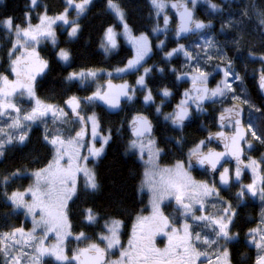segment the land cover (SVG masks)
<instances>
[{"label":"snow or ice","instance_id":"obj_1","mask_svg":"<svg viewBox=\"0 0 264 264\" xmlns=\"http://www.w3.org/2000/svg\"><path fill=\"white\" fill-rule=\"evenodd\" d=\"M201 2L210 14L225 11L213 0H148L154 24L150 31L137 35L125 0H99L102 13L114 21H106L102 27L99 48L109 56L120 48L119 38L123 37L132 46V55L123 67L113 71H68L61 78L65 95L76 84L89 91L102 73L109 79L97 84L89 95H67L61 103L54 102L55 88L52 95L41 97L38 92L55 66L65 71L73 66V53L60 47V37L66 35V42L78 39L97 0H62L60 10L55 12L45 0H28L19 22L12 15L0 18V32L7 40L0 57V162L7 159L10 150L32 144L36 125V147L26 158L29 164L43 165L31 171L23 164L0 171V207L8 209L0 215L7 221L22 214L30 217L32 224L26 229L6 223L0 230L3 264H44L45 257L51 258V264H233V252L240 248L248 249L240 254L242 261L264 264V4L241 0L238 14H230L215 33L211 19L196 16ZM225 2L230 4L232 0ZM171 9L176 10L175 17L167 14ZM176 17L178 23L172 27L170 20ZM34 19L38 22L33 23ZM219 34L224 35L223 41L217 38ZM170 43L175 46L169 48ZM47 44L51 45L53 61L40 54L41 45ZM181 55L185 62L177 67L175 61ZM154 56L159 60L149 64ZM257 61L261 67L258 94L253 97L243 87L244 77L238 68L246 70L247 62ZM114 74L135 79L116 85L111 79ZM169 77L171 86L166 82ZM178 82L190 83V87L182 93L175 91ZM177 95L179 100L171 105ZM136 102L143 110L126 116L115 133L126 136L124 155L136 157L145 166L140 191L147 187L151 193V214L136 216L125 249L120 239L124 221L102 215L95 206L84 208L85 226L100 225L102 219L104 223L92 236L84 231L76 234L74 239L86 242V247L77 248L69 256L66 241L73 236L69 202L101 192L97 172L88 167V162L90 157H102L114 136L112 128L101 135V119L91 106L102 104L108 111L119 112ZM216 105L212 126L217 130L211 131L201 122L207 135L192 142L185 152L188 141L183 130ZM169 106L171 111H164ZM157 117H162L165 129L177 135L158 139L153 122ZM87 135L91 142L86 141ZM216 140L224 142V151L209 147ZM172 148L181 158L160 168L158 161ZM40 149L46 152L43 158ZM82 149L87 155H82ZM197 167L210 179H194L192 172ZM247 172H251V179L245 183ZM81 174L82 187L78 180ZM27 179L32 180L27 187H14L18 180ZM113 197V203L119 206L118 191ZM167 198L175 201V216L164 213L162 204ZM252 200L260 203L258 218L245 221L241 210ZM250 224L255 226H247ZM49 233L55 234L54 244L47 243ZM161 234L168 241L163 249L154 245V237ZM113 249H119V255L109 259Z\"/></svg>","mask_w":264,"mask_h":264},{"label":"trees","instance_id":"obj_2","mask_svg":"<svg viewBox=\"0 0 264 264\" xmlns=\"http://www.w3.org/2000/svg\"><path fill=\"white\" fill-rule=\"evenodd\" d=\"M129 6L131 25L134 29L138 30L135 33L141 31H148L154 24V19L149 16L150 5L148 0H125ZM215 3H220L224 7L225 11L223 13H211L208 10L207 5L204 3H199L196 9V16L199 19H211L213 21V32L219 33L220 24L225 21L230 14H238L241 7V0H232V2L226 3L225 0H213ZM52 12L58 11L61 8L62 0H45ZM258 3L264 4V0H258ZM28 0H0V18L12 15L17 17V22L23 18L24 12L27 10L26 5ZM39 11V10H38ZM51 14V13H50ZM37 20H33V23ZM107 22L110 21L109 18L102 13L99 0H97V6L92 8L89 12L87 19L84 21L83 32L80 34L79 38L72 41L66 42V35L61 36L60 47H65L71 49L74 57L73 66L68 68L66 71L63 70L62 66H55L56 70L49 73L44 87L39 90L38 94L41 97L45 95H52L51 89L55 88L56 99L54 102L61 103L62 99H66L67 95H78L86 96L92 90V86L89 87V91H85L81 88L79 84L71 87V90L67 94L61 92V78L67 75L68 71L79 70L80 68H100L121 65L127 58H130L132 52L131 48L120 40V48L113 52L109 56H105L102 50L99 48L100 37L102 35V27L106 26ZM219 40L223 41L225 39L223 34H219L217 37ZM254 39V38H253ZM7 40L5 34L0 32V57H3L6 51ZM173 45L170 43L169 47ZM40 54L46 59L53 61L52 48L50 44L41 45ZM264 51V49H261ZM259 54V53H258ZM229 55H234V53L229 52ZM159 57L154 56L150 63L153 61H158ZM176 66L179 67L180 64L184 63L178 57L176 58ZM260 68V63L257 62H247L246 70L243 67H239L238 70L241 71V75L244 77L243 87L248 91L250 95L256 97L258 94V89L256 87V74ZM171 77H169L167 83L171 86ZM79 89V90H78ZM239 90V89H238ZM28 104H24L26 107ZM97 112V115L101 119V124L104 128L113 129V140L106 146L105 153L102 157L98 159V163L95 166V170L98 175V180L102 186L101 192L97 193L95 196L84 197L81 195L80 199H74V202H69V221L71 224V231L73 234H77L80 231H84L88 235L98 233L103 225V219L100 221V225H93L91 227L85 226L83 222L82 212L86 207L95 206L102 215L114 216L117 219H122L124 221V226L121 229V238L127 237L129 229L135 217L139 214V211H146L149 208L148 195L145 191H140V182L143 174L142 164L136 157L126 156L123 151V144L126 136L122 138L119 134L115 133V128L120 127V122L126 117H130L133 109L132 106L127 105L124 111L117 114L107 115L103 109L98 106H91ZM212 115V111H209ZM206 117V116H205ZM207 124H212V116L206 119ZM34 131L32 133V144H29L25 148H17L9 151L7 159L0 162V171L5 168H15L23 164L29 169V171L43 166L42 164H29L27 160V154L36 147V140L39 135V130L37 126H33ZM190 136L193 138H200L203 136L196 126L193 127ZM189 137L186 136V140ZM190 140V138H189ZM189 142V141H188ZM264 151V149H261ZM40 155L43 158L46 152L40 149ZM180 154H176L179 158ZM27 180H18L15 186H27ZM82 187V186H81ZM118 191L119 199L121 203L119 206L113 203V192ZM8 209L0 207V213L7 212ZM242 217H244L243 212H241ZM14 224L20 226L23 224L24 227L29 225L23 215L19 217H9L7 221L3 215H0V230H4L5 224ZM238 221V225H239ZM68 252L74 243L73 239L69 241ZM247 248H240L234 250L233 264H248L246 260L240 259L241 253H246ZM254 255V250H253ZM44 264H51V259H46Z\"/></svg>","mask_w":264,"mask_h":264},{"label":"flooded vegetation","instance_id":"obj_3","mask_svg":"<svg viewBox=\"0 0 264 264\" xmlns=\"http://www.w3.org/2000/svg\"><path fill=\"white\" fill-rule=\"evenodd\" d=\"M174 24L175 23L173 21L171 23V26L174 27ZM148 31H150V29ZM160 37L162 39H164L163 36H160ZM180 42L181 43H187V41H185V40H181ZM171 44L173 45L172 47L175 46L174 43H171ZM131 52H132V50H131ZM179 58L181 59V61H184V57L182 55L179 56ZM148 63L151 64L150 62H148ZM111 67L113 68L115 66H111ZM101 68L105 72L107 70H110L111 69V68L103 67V66ZM102 69H100V70H102ZM101 75H103V73ZM102 79H104V81L101 82L103 84V83H105L106 80L109 79V77H107L106 75L105 76L103 75L102 76ZM111 79L115 80L116 82H122V81H125L126 80L129 83H133L135 77L134 76H131V75H123L122 78H121V76H118V75L114 74ZM178 83H179V87L177 89H175V91H178V92H181V93L183 92L184 88H187V87L190 86V83H184V82H178ZM179 98H180L179 95H177L175 98H172L171 99V105H175V103L179 100ZM157 102H159V99L157 100ZM94 106H97V105H94ZM130 106H132L133 109L136 108L134 110V112L137 111V110H143V106H142V104L140 102H136L135 104H130ZM98 107H100V106H98ZM205 107H208V105L206 104ZM100 108L103 109L107 115L117 114V113L110 114L108 112V110L105 107H103V106L100 107ZM93 110H95V109H93ZM214 110H215V107L214 106L208 108V114L206 115V117H205V115L200 116L198 120H195V121L189 123L187 125V127L183 130L182 135L185 137V139H186V136L190 138V140H189V138L187 140L189 142H188L187 146L184 149L185 152L187 151V147H190L192 145V142H194V141H196L198 139H204V137L207 135V132L204 131V129L201 127V122H204L205 124H207L206 119L209 118V116H212V115H210L209 111L214 112ZM164 111H166V112L167 111H171V106L165 108ZM134 112H132V113H134ZM150 118H152V117H150ZM153 122H154V124H157V132H156V135H157L158 139L161 138L164 135H177V133L174 132V131H171L170 128H168V129H165L164 128V122L162 120V117L154 118L153 119ZM207 125H208L209 130H211V131H216L217 130L215 127L212 126V124H210V125L207 124ZM194 126L197 127V129L201 132V134H203V136H200V138H196V139L193 138L192 136H190V133H191V131H192V129H193ZM107 129L108 128H104V131H102V132L106 133V130ZM85 139L88 140L89 139V135H87L85 137ZM160 146L163 147V144H161ZM211 146H214L215 148L220 149V147L217 144L211 143L209 145V147H211ZM176 154H180V152L176 148H172L171 149V152L169 153V155L162 157L158 161V165L160 167H169V166H171L175 162V160L180 159V157H181V155H179V158H177L176 157ZM249 154L250 155H254V156H258L259 155V153H249ZM192 176L197 181L210 179L209 175L205 174L204 169H201V170L195 169L192 172ZM250 179H251V172H247V175L244 178V180H246V181L249 182ZM232 191H235V189H232ZM259 211H260V203H259L258 200H252V201H250L248 203V206L242 208V210H241V212H243V214H244V217L243 218H244L245 221L246 220H249V219H256V218H258ZM247 226H255V225L254 224H250V225H247ZM238 227H239V225H238ZM245 230H246V228H245Z\"/></svg>","mask_w":264,"mask_h":264},{"label":"rangeland","instance_id":"obj_4","mask_svg":"<svg viewBox=\"0 0 264 264\" xmlns=\"http://www.w3.org/2000/svg\"><path fill=\"white\" fill-rule=\"evenodd\" d=\"M38 21H35L34 23H37ZM161 25H162V20H161ZM120 29L118 28L117 29V31H119ZM135 34H139V33H135ZM160 39H162L161 37H160ZM120 40L122 41V42H124L126 45H128L130 48H131V50H132V46L123 38V37H120L119 38V43H121L120 42ZM155 42V41H154ZM117 51V50H116ZM131 57V56H130ZM124 62H126V60L124 61ZM124 62L121 64V65H118V66H115V67H111V69L110 70H107L106 72H108V71H113V69H115V68H117V67H123V65H124ZM185 62V61H184ZM260 67H261V65H260ZM91 69H93V70H100V69H102L101 67L100 68H91ZM103 70V69H102ZM102 76L103 75H101L100 77H98V79H97V81H96V83H94V84H92L91 86H92V89H94L95 87H96V85L97 84H102L101 82L102 81H104V79H102ZM105 76V75H104ZM11 78V77H10ZM24 107V106H23ZM29 107V105H27L25 108H28ZM215 108H217L218 107V105H216V106H214ZM91 108H93V107H91ZM92 111H95V110H93V109H91ZM96 112V111H95ZM97 113V112H96ZM49 124H51V121L49 120ZM33 126H36V125H33ZM41 128L43 127L42 125L40 126ZM103 134H106V133H104V132H101V135H103ZM86 141H88V142H91V137H90V135H89V139L88 140H86ZM96 146L97 147H99L100 145H99V142H97L96 143ZM81 152H82V155H87V150L86 149H82L81 150ZM181 158V157H180ZM147 159V156H145V160ZM141 162V164H142V169H143V175H142V178H141V181L142 180H144L145 179V177H144V171H145V166H144V164H143V162L142 161H140ZM63 164H64V166H67V157L65 158V160L62 162ZM83 163V162H82ZM98 163V159H94V158H89V162H88V167L89 168H95V166H96V164ZM160 167V166H159ZM160 168H164V167H160ZM78 180H79V185L80 186H82L83 185V176H82V174L78 177ZM156 180H159V177H156ZM244 182L245 183H247L248 181H246V180H244ZM30 183H32V180H30L29 182H28V184H30ZM28 184H27V186H28ZM140 185H141V182H140ZM27 186H25V187H27ZM143 191H145L146 193H147V195H148V201H149V208H148V210H146V211H139V214L138 215H143V216H148V215H150L151 214V205H150V199H151V193L148 191V189H147V187H145L144 188V190ZM175 207H176V205H175V201H174V199H171V198H167V199H165L164 200V202H163V204H162V208H163V210H164V213H165V215H169V216H175L176 215V213H175V211H174V209H175ZM24 217V216H23ZM25 218V217H24ZM27 221H29V225L28 226H26L25 228L26 229H30L31 228V226H32V224H31V218L29 217V218H25ZM135 219H136V217H135ZM135 219H134V221L132 222L133 224L135 223ZM104 223V222H103ZM133 224L131 225V227H130V229H129V232H128V235H127V237H123V238H121V235H120V239H121V243H122V245H123V247L126 249L127 247H128V240L130 239V237H131V233H132V226H133ZM23 225V224H22ZM21 226V225H20ZM178 226V225H177ZM122 229V228H121ZM72 232V231H71ZM38 234H39V232H38ZM78 234V233H77ZM92 235H94V234H92ZM91 235V236H92ZM74 236H75V234H73V236L72 237H69L68 238V240L66 241V248L68 249L69 248V241H70V239H73L74 240V243H73V245L71 246V249L69 250V252H68V255L69 256H71L72 255V253H73V251L74 250H76L77 248H83V247H86V242H81V241H76L75 239H74ZM56 242V237H55V234L54 233H49V238H48V241H47V243H49V244H54ZM167 237L166 236H164V235H157V236H155L154 237V245H155V247L156 248H159V249H163L165 246H166V244H167ZM104 245H101V247H103ZM112 252L114 253V255H110V257H109V259H116L117 257H118V255H119V249H113L112 250ZM46 259H49V257H45V261H46ZM51 259V258H50ZM44 261V262H45ZM0 264H3V260H2V258H0Z\"/></svg>","mask_w":264,"mask_h":264},{"label":"water","instance_id":"obj_5","mask_svg":"<svg viewBox=\"0 0 264 264\" xmlns=\"http://www.w3.org/2000/svg\"><path fill=\"white\" fill-rule=\"evenodd\" d=\"M170 17H175L176 16V10L175 9H171L170 10V14L169 13H167ZM173 21H171L170 20V24L172 23ZM174 27H175V25H176V23H178V17H176V19H175V21H174ZM258 74V73H257ZM257 74H256V78H257ZM106 82V81H105ZM112 82H113V84H116V85H119V84H121V83H123L124 81H122V82H116L115 80H113L112 79ZM190 87V86H189ZM256 87H257V79H256ZM258 89V88H257ZM97 106H100V107H102L103 105L102 104H99V105H97ZM103 107H105V106H103ZM106 108V107H105ZM107 109V108H106ZM110 114H113V113H119V112H117V111H108ZM212 143H214V144H217L219 147H220V149H217V148H215L214 146H211V148H213V149H215V150H217V151H224V142L223 141H220V140H216V141H213ZM196 169H198V170H201L202 168H200V167H197Z\"/></svg>","mask_w":264,"mask_h":264},{"label":"bare ground","instance_id":"obj_6","mask_svg":"<svg viewBox=\"0 0 264 264\" xmlns=\"http://www.w3.org/2000/svg\"><path fill=\"white\" fill-rule=\"evenodd\" d=\"M168 13L170 14V11H168Z\"/></svg>","mask_w":264,"mask_h":264}]
</instances>
